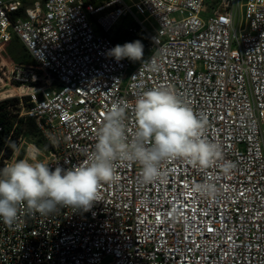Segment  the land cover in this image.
<instances>
[{"label": "built area", "instance_id": "2783aa9c", "mask_svg": "<svg viewBox=\"0 0 264 264\" xmlns=\"http://www.w3.org/2000/svg\"><path fill=\"white\" fill-rule=\"evenodd\" d=\"M205 10L206 0H0V103L17 99L19 116L37 121L49 167L88 161L113 103L127 102L134 131L135 100L160 86L207 118L222 152L208 169L167 162L151 184L139 164L117 162L88 211L22 206L13 226L0 220V264H264V0ZM126 18L124 34L146 50L136 65L109 55ZM16 41L26 62L12 58ZM206 181L214 198L191 191Z\"/></svg>", "mask_w": 264, "mask_h": 264}, {"label": "clouds", "instance_id": "9594fccd", "mask_svg": "<svg viewBox=\"0 0 264 264\" xmlns=\"http://www.w3.org/2000/svg\"><path fill=\"white\" fill-rule=\"evenodd\" d=\"M109 55L117 62L125 58L139 61L143 44L139 40L117 44ZM127 110L124 101L111 105L98 129L94 152L83 164L51 168L30 158L0 169V220L13 226L22 206L42 216L61 207L88 211L98 200L100 186L117 179V162L139 164L142 181L151 184L165 175L162 165L167 162L182 159L208 169L222 156L219 145L204 135L207 118L168 87H153L138 96L132 108L134 131L125 123ZM235 166L225 162L223 174L230 175ZM191 191L214 198L218 189L206 181L195 183Z\"/></svg>", "mask_w": 264, "mask_h": 264}, {"label": "trees", "instance_id": "16d2710c", "mask_svg": "<svg viewBox=\"0 0 264 264\" xmlns=\"http://www.w3.org/2000/svg\"><path fill=\"white\" fill-rule=\"evenodd\" d=\"M217 2L218 0H206V6H213V4ZM109 36L116 44H120L122 41L133 42L138 40L132 39L127 33L125 36L118 34H110ZM139 41L142 43V40ZM16 44H19L21 47L17 48ZM14 45V58L17 57L19 59H17L18 62H26L28 55L26 54L24 46L18 41H16ZM145 54L146 50L143 46V57ZM129 61L133 65L138 63V61ZM17 105V99L6 100L0 103V169L5 167L4 161L12 160L15 152L21 144V138L31 141L35 146L45 152L50 150L49 144L40 135L37 121L30 117H20V108ZM20 157L21 156L18 157L19 160Z\"/></svg>", "mask_w": 264, "mask_h": 264}, {"label": "rangeland", "instance_id": "374dc122", "mask_svg": "<svg viewBox=\"0 0 264 264\" xmlns=\"http://www.w3.org/2000/svg\"><path fill=\"white\" fill-rule=\"evenodd\" d=\"M246 1L247 0H240V4H244V3H246ZM211 3H212V1H211ZM211 7H212L211 5H207L205 12H209L211 10ZM234 12H235V21H234L235 27H238V26L242 27L244 25V13H243L242 9L238 5H235ZM130 24H131V21H130L129 18L122 19L116 26V29H115L116 33L115 34L124 35L125 36L124 32L130 26ZM124 43H126V41H122L120 43V45H123ZM12 47L14 49L15 45H12ZM16 47L20 48L21 46L18 44ZM9 49H7V50L5 49V51H4L5 53L3 52L5 56L7 54V57L11 56V55H9L10 54V50ZM22 51H23V49H22ZM11 52L13 53V55H12L13 60L17 62L19 59L17 57L14 58L15 54H14V52L12 50H11ZM7 62L8 61H6V63ZM29 142H31V141L26 139V143H29ZM26 143L25 144L21 143L19 145V147L17 149V152H16V155L14 156L13 160L10 163L18 161L19 160V158H18L19 156H21L20 159H30L31 158L30 154L28 153V151L26 149ZM38 149H39V153L36 154L35 158H31V159L44 160L45 157H46V152L43 151L40 148H38Z\"/></svg>", "mask_w": 264, "mask_h": 264}]
</instances>
